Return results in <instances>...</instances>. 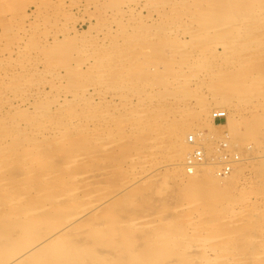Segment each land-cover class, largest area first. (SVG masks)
Wrapping results in <instances>:
<instances>
[{
  "label": "rangeland",
  "instance_id": "obj_1",
  "mask_svg": "<svg viewBox=\"0 0 264 264\" xmlns=\"http://www.w3.org/2000/svg\"><path fill=\"white\" fill-rule=\"evenodd\" d=\"M0 165V264H264V0H0Z\"/></svg>",
  "mask_w": 264,
  "mask_h": 264
},
{
  "label": "bare ground",
  "instance_id": "obj_2",
  "mask_svg": "<svg viewBox=\"0 0 264 264\" xmlns=\"http://www.w3.org/2000/svg\"><path fill=\"white\" fill-rule=\"evenodd\" d=\"M260 15H262V14H260ZM244 22V21H243ZM246 26V25H245ZM244 26V27H245ZM253 26V25H252ZM251 26V27H252ZM227 27V26H226ZM240 27L241 26H239V30H240ZM243 27V26H242ZM243 29V28H242ZM244 29H246V28H244ZM247 29H249V28H247ZM250 30V29H249ZM246 31V30H245ZM183 32V31H182ZM235 32H237L236 30H235ZM243 32V31H242ZM247 32V31H246ZM238 34H239V32H237ZM171 34V33H170ZM236 34V33H235ZM173 35V34H172ZM243 35V34H242ZM244 36H246L245 34H244ZM237 37V36H236ZM238 38V37H237ZM239 40V39H238ZM235 41H237V40H235ZM236 43V42H235ZM229 45V44H228ZM222 46V45H221ZM232 46H233V44H232ZM235 46V45H234ZM222 47H224V46H222ZM200 48V47H199ZM222 49V48H221ZM224 49V48H223ZM214 51V50H213ZM227 50L225 49L224 50V52H226ZM232 51V50H231ZM203 52V51H202ZM210 51L208 50V52L207 53H209ZM221 52H223V51H221ZM198 53H200V52H198ZM231 53V52H230ZM220 54V53H219ZM227 54V53H226ZM210 61V60H209ZM56 74V73H55ZM98 89V88H97ZM84 91V90H83ZM77 99V98H76ZM69 102V101H68ZM64 104V103H63ZM46 117V116H45ZM28 119V118H27ZM20 120V119H19ZM43 120V119H42ZM76 124V123H75ZM156 124V123H155ZM38 125V124H37ZM71 125V124H70ZM79 126V125H78ZM58 130V129H57ZM44 132V131H43ZM54 132V131H53ZM23 133V132H22ZM189 136H187L186 137V143H189L188 142V138ZM46 139V138H45ZM181 141V140H180ZM179 141V135H176V139H175V145H176V147L178 148V150H179V152L177 151V153H176V151H175V154H174V157H173V159H175V161H177L178 160V157L179 156H182L183 155V152H184V148H183V145H181V142ZM194 143H196V142H194ZM17 146V145H16ZM197 148H196V144H194V146H192V152H190L191 154L190 155H192V153L196 150ZM199 149V148H198ZM175 150H177V149H175ZM201 149H199V151H200ZM201 152V151H200ZM4 153V152H3ZM186 155V154H185ZM188 158H187V156H184V158H183V160H184V163H183V165H185V163H186V160H187ZM202 159H203V157H202ZM168 160V159H167ZM170 162V161H169ZM167 164V163H166ZM206 164V162L204 161V162H201V164H199V165H197V166H195V167H193V168H190V169H187L185 166H184V174L186 175V176H189V177H184V178H182V179H184V183H186L187 185H189V186H196L197 185V183L199 182V179H197V171H198V169H199V167H201V166H203V165H205ZM157 165V164H156ZM169 165H170V163H169ZM174 165V164H173ZM0 166H2V165H0ZM228 166H230V165H228ZM179 167V166H178ZM172 168V167H171ZM220 168V167H219ZM149 169V168H148ZM174 171H177V172H179L178 171V168L177 167H174ZM230 169V168H229ZM153 171V170H152ZM230 171V170H229ZM133 172V171H132ZM150 171H148V173H149ZM145 174V173H144ZM147 174V173H146ZM174 174V173H173ZM172 173H171V175H173ZM218 175V174H217ZM147 176V175H146ZM216 176V175H215ZM219 177V176H218ZM217 176L215 177V178H217V179H219ZM210 181V180H209ZM220 181V180H219ZM209 183H213V185L214 186H220V183L219 182H217L216 180H211V182H209ZM212 185V184H211ZM215 187V188H216ZM224 189V188H223ZM96 196V195H95ZM245 205V204H244ZM249 207V206H248ZM95 208V207H94ZM91 209V208H90ZM234 209V208H233ZM244 210V209H243ZM242 210V211H243ZM263 210V209H262ZM258 211V210H257ZM245 212V211H244ZM205 214V213H204ZM236 214V213H235ZM82 216V215H81ZM75 217H79V216H75ZM74 218V217H73ZM72 218V219H73ZM84 218V217H83ZM226 218V217H225ZM229 217H227V219H228ZM231 218V217H230ZM232 218H233V216H232ZM78 219V218H77ZM135 219V218H134ZM191 219V218H190ZM69 220H71V219H69ZM75 220V219H74ZM163 220V219H162ZM193 220V219H192ZM191 220V221H192ZM233 220V219H232ZM78 221H80V220H78ZM138 221V220H137ZM198 221V220H197ZM225 221H227V220H225ZM95 222V221H94ZM131 222V221H130ZM188 222H189V220H188ZM193 222V221H192ZM246 222V221H245ZM99 223V222H98ZM227 223V222H226ZM244 223V222H243ZM70 224V223H69ZM76 224H78V223H76ZM82 224V223H81ZM84 224V223H83ZM85 224H87V223H85ZM121 224V223H120ZM127 224V223H126ZM125 224V225H126ZM132 226L133 227H137V226H139V224L138 223H136V222H132ZM230 224H232V223H230ZM99 225V224H98ZM131 226V224H128V226ZM236 225V224H235ZM79 226V225H78ZM78 226H76V227H78ZM82 227H83V225H81ZM80 226V227H81ZM129 226V227H130ZM238 226V225H237ZM71 227L72 226H69V227H67V228H64L62 231H60V232H58V233H56V234H54L53 236H51V237H49L47 240H45V241H43L42 243H38L37 245H35L34 244V246L33 245H29V249L26 251V250H24V248H23V250H22V252L23 251H25V252H23L22 254H20V255H18L17 257H15V258H10V261L8 262V263H6V264H35V263H26V262H28V261H38V262H40V264H43V262H45V261H50L49 263H47V264H82L81 263V261H83V260H85L84 258H85V256L87 255V253H85L84 252V250L83 249H80V248H76V247H72V246H70V245H67L66 246V244H67V242L64 240V239H62V238H67L68 236L66 235V231L68 232L70 229H71ZM75 227V228H76ZM86 227V226H85ZM119 227V226H118ZM142 227V226H141ZM145 227V226H144ZM62 228V227H61ZM60 228V229H61ZM87 228V227H86ZM137 228H139V227H137ZM193 228V227H192ZM68 229V230H67ZM82 229V228H81ZM83 229H84V227H83ZM214 229V228H213ZM78 230V229H77ZM76 230V231H77ZM80 230V229H79ZM125 230V229H124ZM76 231H72V232H76ZM69 233V232H68ZM96 234V233H95ZM109 234V233H108ZM73 235H75V234H73ZM231 236V235H230ZM70 238H71V236H69ZM97 237H99V236H97ZM61 238V239H60ZM69 238V239H70ZM92 238V241H93V238H96L95 236H93V237H91ZM60 239V240H59ZM62 240H64L65 242H60V241H62ZM81 240V239H80ZM95 240V239H94ZM223 240V239H222ZM60 242V243H59ZM96 242H99L98 240L96 241ZM95 241L93 242V243H96ZM101 242V241H100ZM36 243V242H35ZM90 244H92V243H90ZM103 243L101 242V245H102ZM183 244V243H182ZM182 244H181V247H184V246H182ZM86 245V244H85ZM26 246V245H25ZM89 246H91V245H89ZM27 247H28V244H27ZM31 247V248H30ZM185 247H187V246H185ZM185 247H184V249H185ZM190 246H188L187 248L189 249V250H191L190 248H189ZM22 248V247H21ZM89 248V247H88ZM91 248V247H90ZM89 248V250H91ZM186 248V249H187ZM92 249H93V247H92ZM182 249V248H181ZM186 249H185V251H186ZM122 250V249H121ZM96 251V250H95ZM204 251V250H203ZM94 252V251H93ZM191 251H189V253H190ZM188 252H186V254H187ZM193 253V252H192ZM203 253V252H202ZM86 254V255H85ZM97 254H99L98 252H97ZM122 254H124V253H122ZM205 254V253H204ZM208 254H209V252H208ZM211 254H214V253H211ZM201 255V254H200ZM15 256H16V254H15ZM154 256V254H151L150 256H148L147 257V260L150 262V261H152L153 259H152V257ZM182 256V255H181ZM202 256H203V254H202ZM205 256V255H204ZM203 256V257H204ZM206 257V256H205ZM87 258H89V256L87 257ZM118 258V257H117ZM150 258V259H149ZM209 258V257H208ZM227 258V257H226ZM4 259V258H3ZM6 259H8V258H6ZM90 259H93L95 262H96V260H101V258L98 256V255H96V253L95 254H93V256H92V258H90ZM185 259V258H184ZM202 259V258H201ZM5 260V259H4ZM89 260V259H88ZM141 260V259H140ZM197 260V259H196ZM78 261H80V262H78ZM142 261V260H141ZM203 262H205V263H207L208 262V260H206V259H204L203 258V260H202ZM211 261V260H210ZM221 261H223V260H221ZM0 262H1V260H0ZM90 262H92V261H90ZM199 262V261H198ZM217 262V261H216ZM92 263H94V262H92ZM97 263H98V261H97ZM106 263V262H105ZM121 263V262H120ZM125 263V262H124ZM197 263V262H196ZM218 263V262H217ZM39 264V263H38ZM45 264V263H44ZM85 264V263H84ZM140 264V263H139ZM148 264H151V263H148ZM200 264H201V262H200ZM208 264V263H207ZM219 264V263H218Z\"/></svg>",
  "mask_w": 264,
  "mask_h": 264
},
{
  "label": "built area",
  "instance_id": "obj_3",
  "mask_svg": "<svg viewBox=\"0 0 264 264\" xmlns=\"http://www.w3.org/2000/svg\"><path fill=\"white\" fill-rule=\"evenodd\" d=\"M225 118V115L220 112H214L213 113V116H212V120L213 122H216V121H220V120H224ZM189 142H191V138H189ZM202 162V155H201V152L199 151V149H196L192 155H190V157H188V159L186 160V163H185V167L187 169H190V168H193L199 164H201ZM222 165H220V169H219V175H225L228 171H229V166H228V162L227 161H222L221 162ZM222 166V167H221Z\"/></svg>",
  "mask_w": 264,
  "mask_h": 264
}]
</instances>
